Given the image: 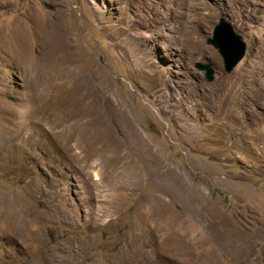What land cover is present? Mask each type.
Returning a JSON list of instances; mask_svg holds the SVG:
<instances>
[{"label": "rangeland", "instance_id": "rangeland-1", "mask_svg": "<svg viewBox=\"0 0 264 264\" xmlns=\"http://www.w3.org/2000/svg\"><path fill=\"white\" fill-rule=\"evenodd\" d=\"M0 205V264H264V0H0Z\"/></svg>", "mask_w": 264, "mask_h": 264}, {"label": "water", "instance_id": "water-1", "mask_svg": "<svg viewBox=\"0 0 264 264\" xmlns=\"http://www.w3.org/2000/svg\"><path fill=\"white\" fill-rule=\"evenodd\" d=\"M206 43L218 51L223 60L226 73H230L244 57L246 46L242 42V38L234 32L232 26L223 18L214 27L212 37L208 38ZM195 68L204 72L206 81H213L214 69L209 64L197 62Z\"/></svg>", "mask_w": 264, "mask_h": 264}, {"label": "bare ground", "instance_id": "bare-ground-1", "mask_svg": "<svg viewBox=\"0 0 264 264\" xmlns=\"http://www.w3.org/2000/svg\"><path fill=\"white\" fill-rule=\"evenodd\" d=\"M45 20V19H44ZM51 24V23H50ZM86 82V81H85ZM85 84V83H84ZM78 108V107H77ZM65 132V130H63L61 133L63 134ZM84 134V133H83ZM90 135V134H89ZM84 138V137H83ZM59 141V140H58ZM61 143V142H60ZM60 147V146H59ZM69 154V153H68ZM2 205V204H1ZM0 205V206H1ZM3 209V208H2ZM155 209H152L151 211H154ZM99 212H101L100 210H99ZM2 213V212H1ZM159 214V213H158ZM13 215V214H12ZM151 215V214H150ZM149 214H148V216H150ZM4 216H7V217H5V222L6 223H1V228H0V230L3 232V235L5 236V232H7V236H9V238H13V239H19V238H21L22 237V234H23V226H22V224L23 223H21V224H19V223H16V220L14 221V220H11L12 218H10V217H12L11 215H10V217L7 215V214H4ZM95 216H96V214H95ZM152 216V215H151ZM96 218V217H95ZM100 218V217H99ZM151 218V217H150ZM147 219H148V217H147ZM19 220V219H18ZM17 220V221H18ZM94 220H96V219H94ZM98 221V220H97ZM2 235V236H3ZM10 241V240H9ZM13 241V240H12ZM92 243V242H91ZM83 244V243H82ZM84 247H86V245L84 246ZM94 247H95V244H94ZM81 249V248H80ZM79 249V250H80ZM76 251V250H75ZM87 251V250H86ZM80 253V252H79ZM83 254V253H82ZM89 254V253H88ZM94 253H92L91 255H86V254H84V255H76V261H75V263L74 264H83V261L84 260H86V259H88V258H90L92 261L93 260H95V259H93V255ZM127 257H128V259H126L125 261H123V262H125V264H135V254H134V251L132 250V249H130V254L129 255H127ZM99 259H101V258H99ZM103 259V258H102ZM55 260L56 261H58L56 258H55ZM63 260V259H62ZM60 261H61V259H60ZM105 261H107V260H105ZM86 262V261H85ZM89 263V262H88ZM92 263H94V262H92ZM121 263V262H120ZM119 263V264H120ZM58 264V263H57ZM85 264V263H84ZM104 264V263H103Z\"/></svg>", "mask_w": 264, "mask_h": 264}]
</instances>
